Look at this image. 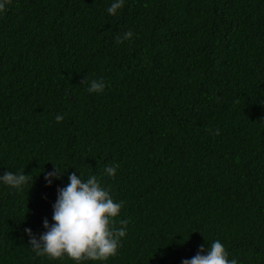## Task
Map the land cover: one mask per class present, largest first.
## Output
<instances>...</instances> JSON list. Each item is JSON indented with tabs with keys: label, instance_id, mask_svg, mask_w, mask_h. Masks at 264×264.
Instances as JSON below:
<instances>
[{
	"label": "trees",
	"instance_id": "16d2710c",
	"mask_svg": "<svg viewBox=\"0 0 264 264\" xmlns=\"http://www.w3.org/2000/svg\"><path fill=\"white\" fill-rule=\"evenodd\" d=\"M112 2L0 12V175L29 177L0 184V264H74L24 232L52 223L73 172L122 203L111 227L126 230L115 257L83 264H181L215 240L264 264V0H125L110 16Z\"/></svg>",
	"mask_w": 264,
	"mask_h": 264
},
{
	"label": "clouds",
	"instance_id": "9594fccd",
	"mask_svg": "<svg viewBox=\"0 0 264 264\" xmlns=\"http://www.w3.org/2000/svg\"><path fill=\"white\" fill-rule=\"evenodd\" d=\"M9 0H0V12L6 10ZM125 0H113L106 9L108 15L116 16L123 8ZM134 33L128 31L117 43L130 40ZM106 84L103 79H93L88 92L103 93ZM63 116L57 115L56 121L60 123ZM217 134H219L217 132ZM119 165L109 166L105 169L108 176H115ZM64 172L58 166L44 175L48 186L61 178ZM33 179V178H32ZM69 183L66 187L57 188V199L52 205V223L47 219L43 221L44 232L38 236L31 228L24 232L29 237V244L37 256H47L56 260L67 257L74 264H83L85 261H107L115 257L121 246V239L126 236L125 228L111 227L122 209V203L115 202L110 192L101 185L95 176L83 179L81 175L73 172L67 177ZM29 182L28 175L6 171L0 175V184L21 190ZM181 264H238L236 259H229V253L220 240H215L210 249L200 246L197 254L191 259H183Z\"/></svg>",
	"mask_w": 264,
	"mask_h": 264
}]
</instances>
